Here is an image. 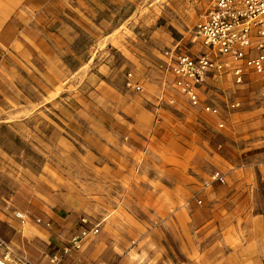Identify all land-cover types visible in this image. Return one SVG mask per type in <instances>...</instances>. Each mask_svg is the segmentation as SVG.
Returning <instances> with one entry per match:
<instances>
[{"label":"rangeland","instance_id":"1","mask_svg":"<svg viewBox=\"0 0 264 264\" xmlns=\"http://www.w3.org/2000/svg\"><path fill=\"white\" fill-rule=\"evenodd\" d=\"M208 7L209 0H51L40 8L32 36L53 59L46 76L26 79L20 98L15 92L0 105V207L27 209L32 198L76 211L103 236L126 224L131 264H264V238L256 241L264 174L256 175L258 193L231 209L245 207L247 222L223 220L209 197L223 185L205 186L213 157L228 155L225 133L251 135L242 157L264 153L259 78L223 85L224 97L242 102L227 111L217 101L215 118L191 107L158 67L166 50L199 52L194 32Z\"/></svg>","mask_w":264,"mask_h":264},{"label":"crops","instance_id":"2","mask_svg":"<svg viewBox=\"0 0 264 264\" xmlns=\"http://www.w3.org/2000/svg\"><path fill=\"white\" fill-rule=\"evenodd\" d=\"M50 1L0 0V105L8 102L11 95L16 97L15 92L18 100L26 79L36 80L38 74L46 76L49 72L48 62L53 58L32 34L37 32L39 9ZM228 83L231 82L227 79L222 86ZM14 102L16 101L13 100ZM236 116L238 115L232 114L231 121ZM244 118L252 120L251 117L248 118V114ZM231 133H225L227 138L223 145L227 146L228 155L213 157L216 165L211 172L222 173L225 184L212 188L209 197L214 201L211 208L216 207L223 220L227 219V223L231 218L247 222L249 214L245 207H238L237 214L231 209L235 201L258 193L256 185L260 181L256 180V175L264 174V153L242 157L248 144L246 138L251 135L245 132L239 138L233 137ZM253 148H260V145H254ZM27 204V209L16 205L10 208L0 207V262L3 264H131L125 256L129 244L134 243L131 239L132 230L128 225L113 224V228L106 229L107 236H103L102 231L97 236L84 238L82 232H87L91 225L81 224L83 216L76 211L47 208L32 198ZM17 210L27 214L29 219L22 223L14 216ZM257 217L261 216H252V221L260 224ZM36 219L40 223L35 222ZM257 235H262L257 236V242L264 238V233ZM74 239H79L80 243L74 244ZM65 248H69L67 253L63 252ZM47 256H57L58 260L50 263Z\"/></svg>","mask_w":264,"mask_h":264},{"label":"built area","instance_id":"3","mask_svg":"<svg viewBox=\"0 0 264 264\" xmlns=\"http://www.w3.org/2000/svg\"><path fill=\"white\" fill-rule=\"evenodd\" d=\"M194 33L200 42L199 52L166 50L158 66L171 77L172 86L191 107L215 118L221 115L217 101H221L227 111L237 110L242 101L235 93L231 99L224 97L222 83L228 79L235 88H242L250 84L251 75L259 78L257 96L264 100V0H209L204 18ZM134 87L139 89V86ZM222 126L223 121L219 120L218 127ZM213 184H225L224 175L219 171L211 173L205 182L206 187ZM14 216L22 223L29 219L19 210ZM35 222L40 223V220ZM80 223L91 225L87 232H82L84 238L97 236L98 225L91 224L85 217ZM73 241L80 243L79 239ZM68 251L69 248L63 249L64 253ZM47 260L56 263L58 258L47 256Z\"/></svg>","mask_w":264,"mask_h":264}]
</instances>
